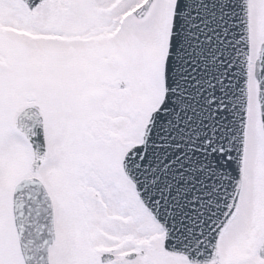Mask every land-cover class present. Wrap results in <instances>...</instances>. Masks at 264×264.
I'll return each mask as SVG.
<instances>
[{"label":"snow or ice","instance_id":"6c2138e0","mask_svg":"<svg viewBox=\"0 0 264 264\" xmlns=\"http://www.w3.org/2000/svg\"><path fill=\"white\" fill-rule=\"evenodd\" d=\"M0 264H264V0H0Z\"/></svg>","mask_w":264,"mask_h":264}]
</instances>
